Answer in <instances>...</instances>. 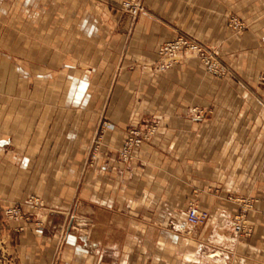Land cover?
Segmentation results:
<instances>
[{
	"label": "crops",
	"instance_id": "crops-1",
	"mask_svg": "<svg viewBox=\"0 0 264 264\" xmlns=\"http://www.w3.org/2000/svg\"><path fill=\"white\" fill-rule=\"evenodd\" d=\"M122 1L0 0V203L37 195L53 210L22 256L46 264L68 217L60 264H264V0H141L135 17ZM177 33L227 75L193 57L158 71ZM151 116L158 131L121 164L127 128ZM101 119L113 127L88 168ZM193 192L203 224L187 221ZM232 194L258 199L250 236L232 230Z\"/></svg>",
	"mask_w": 264,
	"mask_h": 264
},
{
	"label": "built area",
	"instance_id": "built-area-1",
	"mask_svg": "<svg viewBox=\"0 0 264 264\" xmlns=\"http://www.w3.org/2000/svg\"><path fill=\"white\" fill-rule=\"evenodd\" d=\"M121 11L130 13L133 17L145 10L141 0H123L119 5ZM229 27L241 30L244 24L235 18L228 21ZM158 59L156 67L158 71H165L178 64L186 57H196L204 65L206 71L216 77H222L226 74V68L220 64L214 51L209 50L202 44L192 40L184 35L178 34L172 39L165 41L157 47ZM157 123L154 121L145 122L141 126H132L118 148V156L122 162H128L133 157V151L139 148L144 141L148 140L156 130ZM111 124L103 122L100 130L112 128ZM99 139V138H98ZM254 199H243L240 201V209L232 219V227L234 233L238 235H250L253 231L252 226L248 223L245 213L253 209ZM33 209H39L42 206V200L37 197H30L26 203ZM5 214L9 218L15 220L23 217L18 206H12L5 210ZM187 221L191 224H202L208 217L207 211L198 207L194 201H190L186 210ZM52 264H57L53 262Z\"/></svg>",
	"mask_w": 264,
	"mask_h": 264
},
{
	"label": "rangeland",
	"instance_id": "rangeland-1",
	"mask_svg": "<svg viewBox=\"0 0 264 264\" xmlns=\"http://www.w3.org/2000/svg\"><path fill=\"white\" fill-rule=\"evenodd\" d=\"M232 18H235L238 21L242 22L244 24V28H245V23L242 20H240L239 17H237L235 15H231L228 18V20H227V26L228 27H229L228 21ZM229 29L231 30L232 33H239L240 31L243 30V29H241V30L233 29L232 27H229ZM178 34H181V33H177L176 35H178ZM176 35H174V36H176ZM181 35H184V34H181ZM184 36H186V35H184ZM186 37H188V36H186ZM190 39H192V38H190ZM192 40H194V39H192ZM198 43H200V42H198ZM200 44H202V43H200ZM202 45L205 46L206 48H208L209 50L214 51L216 56H217V59L220 62V64L225 67V65L222 63V61L218 55V52L214 48H212L210 46H206L204 44H202ZM190 57H193V56H190ZM193 58L197 59L196 57H193ZM197 60L199 61V59H197ZM200 64L204 67V65L201 62H200ZM204 69H205V67H204ZM205 71H206V69H205ZM226 75H227V69H226V74L224 76L217 77V78H223ZM198 115H200V113H198ZM104 121H105L104 119L100 120V123L98 125V129H97L96 133L94 134V137L92 138V141L90 143V146L88 149L89 150L88 158L85 161L86 167H88V168L93 167L94 164L97 162V160L95 158V154H96L95 152H98L100 150L102 135H104V133L106 132V131L100 130V127ZM149 121H154L157 123V125H156V130H155L154 134L151 135L148 140H150L158 131L159 121H158L157 117L151 116V117H148V118L140 121L138 124H136L137 126H141L145 122H149ZM130 127H132V126H130ZM130 127H128L127 130ZM123 139H122V141H123ZM148 140L144 141V143L147 142ZM117 159L121 164L127 165L128 163H130L134 159V156L128 162H122L119 159L118 149H117ZM30 197H37L40 200H42L41 208L33 209L31 206H28L26 203ZM230 199H232V201L234 203H236L237 206L240 204V201L243 199H254L253 200L254 203L258 200L257 198H255L253 196L240 195V194H232ZM190 201H194L198 205V207L200 208L197 193H194L193 196H191L190 199L187 201L186 207H185L186 210H187V205ZM263 201H264V197H263ZM77 203H78V187L74 188V191L72 193L71 205H70L71 207L68 210L67 216L71 215V213L73 212L74 207L77 205ZM12 206H18L20 208L21 213L23 215V217L21 219L15 220L13 218H9L6 216L5 210L9 207H12ZM239 209H240V206H238V208L236 209V212L233 214V216L237 212H239ZM52 211H53L52 208H50L46 205L45 200L42 197L37 196V195H28L26 199L15 201L8 206L7 205L4 206L0 203V264H27L28 263V261H26L25 256H22L21 251H20V249H21V235L23 233L27 232L31 228H48V227H50L52 225L51 224L52 221L50 218ZM247 213L248 212L245 213V217H247ZM233 216H232V219H233ZM67 219H68V217L65 219V221H63V224L61 226V229H60V232L58 235V239L56 240V242L54 243V245L52 246V248L49 251L48 261L46 264H52L53 262L60 264V255H61V250L63 247V236H64L65 229H66ZM232 230H233V227H232ZM250 235H240V236H250Z\"/></svg>",
	"mask_w": 264,
	"mask_h": 264
}]
</instances>
